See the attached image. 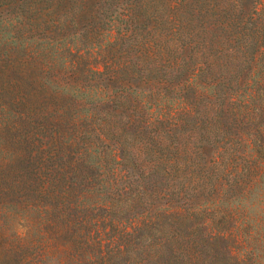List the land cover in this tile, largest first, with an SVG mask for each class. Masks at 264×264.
<instances>
[{"label":"trees","instance_id":"obj_1","mask_svg":"<svg viewBox=\"0 0 264 264\" xmlns=\"http://www.w3.org/2000/svg\"><path fill=\"white\" fill-rule=\"evenodd\" d=\"M247 1L0 0V264H257Z\"/></svg>","mask_w":264,"mask_h":264},{"label":"rangeland","instance_id":"obj_2","mask_svg":"<svg viewBox=\"0 0 264 264\" xmlns=\"http://www.w3.org/2000/svg\"><path fill=\"white\" fill-rule=\"evenodd\" d=\"M255 1L256 0H248L246 2L248 8L244 11L242 22L239 25L234 26H236L235 29H237V31H241V35H256L258 41L262 43L264 42V0H259V4ZM263 189L264 170L261 171L258 176V185L254 187V193L251 194L249 190L245 188V191L238 195L242 198L240 206L245 209L243 217L238 222V225L241 229H245L246 235H248V232L246 231L248 223L245 225L244 221H249V218H255L258 215L264 217V200H262L263 202H260L258 197V194L261 193ZM231 198L232 197L229 196L230 201L227 202V205H230V208L233 209L237 206L238 202H234V199ZM254 203L255 205L253 206L252 204ZM9 229V233H15L18 226L16 223H9ZM261 245V247H264V243ZM257 264H264V251L257 252Z\"/></svg>","mask_w":264,"mask_h":264}]
</instances>
